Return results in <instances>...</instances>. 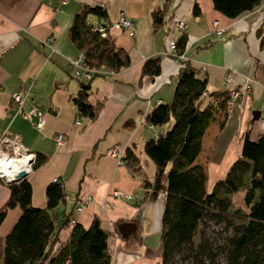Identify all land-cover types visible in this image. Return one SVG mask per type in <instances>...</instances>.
<instances>
[{
    "label": "crops",
    "instance_id": "1",
    "mask_svg": "<svg viewBox=\"0 0 264 264\" xmlns=\"http://www.w3.org/2000/svg\"><path fill=\"white\" fill-rule=\"evenodd\" d=\"M194 2L197 15L191 14ZM161 4V0H66L64 4L58 0H0V132L16 134L21 145L34 154V162H39L24 176L30 185V205L43 209L44 188L56 182L65 201L53 209L52 218L56 221L62 209L73 206L70 220L85 229L95 217L99 228L109 234L105 245L109 264L160 262L162 202L150 201L139 178L130 175L109 152L121 156L129 149L144 178L151 181L153 165L144 155L143 145L153 140L154 133L167 129L171 119L157 128L146 124L144 118L156 105L172 101L178 61L166 55L164 48L167 28L174 20L183 24L181 32L171 33L175 41L184 39L181 61L205 82L206 97L200 98L199 109L210 101V92L248 85L226 116L220 111L212 113L200 136L192 165L202 169L206 193L239 157L244 133L253 141L264 132V0L233 19L214 11L210 0H170L165 10L168 18L154 28L151 15ZM92 7L103 10L107 25L119 13L129 20L131 34L107 30L113 45L126 52L128 65L116 71L100 68L98 75L86 81L87 101L98 104V111L94 119H83L76 127L71 98L78 82L70 75L68 61L79 50L67 31L76 15ZM95 20L94 16L86 18L87 23ZM213 21L221 29L218 35L213 34ZM153 57L159 59L158 74L140 76L144 60ZM225 75L230 77L226 86ZM16 91L25 92L22 112L35 107L42 113L39 130L32 125L35 116L24 119L15 114L10 94ZM56 135L62 137L59 147ZM7 198L6 186L0 184V212ZM81 198L85 199L75 211V202ZM17 216V208L6 209L0 221V264L3 237ZM121 223L133 226L124 238L116 231ZM71 227L66 224L58 229L53 248L67 241Z\"/></svg>",
    "mask_w": 264,
    "mask_h": 264
},
{
    "label": "trees",
    "instance_id": "2",
    "mask_svg": "<svg viewBox=\"0 0 264 264\" xmlns=\"http://www.w3.org/2000/svg\"><path fill=\"white\" fill-rule=\"evenodd\" d=\"M160 8L151 15V24L160 27L162 16L170 0H161ZM214 11L228 19L256 8L261 0H210ZM192 15L198 14L196 3ZM104 18L101 8H84L76 15L68 28V39L82 52L85 63L99 70L116 71L128 65L125 51L116 48L111 39L99 38L90 31L86 18ZM259 36V30L256 31ZM259 44H262L260 38ZM183 37L175 41L180 53ZM159 71L157 57L144 60L140 76H156ZM98 74H93L95 76ZM176 82L172 101L156 105L144 118L151 127L165 130L143 145V153L153 165L151 181H147L137 159L129 149H124L119 160L128 173L140 180V187L150 201L159 192L164 193L160 216L159 239L161 244L159 264H169L172 254L180 247L186 250L187 264H218L217 255L222 254L221 264H264V132L250 141L247 132L240 144L239 157L228 167L223 178L205 192V175L199 166L192 165L199 152V139L211 119L212 113L220 111L224 116L228 91L210 92V101L199 109L204 79L195 77V72L183 61H178ZM86 81L78 82L76 94L71 98L76 112L92 120L98 104L91 105ZM39 162H34L31 169ZM0 184H3L0 181ZM8 198L6 209L17 208L18 216L3 237L1 264H109L106 240L109 234L99 228L93 217L87 228L72 224L67 241L58 244V229L68 224L73 206L61 210L56 221L52 211L64 205L65 194L56 182L44 188V208L30 205V185L27 180L5 183ZM241 191V204L245 212L232 206L229 196ZM205 221L223 225L224 238L220 246L211 247L202 237ZM196 238V242H194Z\"/></svg>",
    "mask_w": 264,
    "mask_h": 264
},
{
    "label": "built area",
    "instance_id": "3",
    "mask_svg": "<svg viewBox=\"0 0 264 264\" xmlns=\"http://www.w3.org/2000/svg\"><path fill=\"white\" fill-rule=\"evenodd\" d=\"M66 0H58L59 4H64ZM169 14L164 12L162 16V21L168 18ZM262 19H264V11L261 15ZM90 25V31L96 32L99 38L107 37L108 28L123 30L128 34L132 33V27L128 19H126L122 13H119L116 20L107 25L104 22V18H96L94 23H88ZM211 27L214 35H218L221 32V29L217 27V23L215 21L211 22ZM183 29V24L179 20H174L173 23L167 28V32L169 34V38L166 41L164 53L166 55H171L176 61L181 60V55L176 51L175 47V39H173L171 33L173 31L181 32ZM48 42V41H47ZM68 66L70 70L71 77L77 82H83L89 80L93 74H98L99 71L93 67L88 66L84 61V56L82 52H78L76 57L68 61ZM230 82L229 75H225L223 78V83L226 86ZM248 89V85L245 84L240 89H226L228 91V99L225 105V114L229 112L231 107L237 102L239 97L243 95ZM201 97H206V94L203 92ZM25 92L16 91L10 94V103L12 104L13 110L15 114L20 115L24 119H29L30 116H35V122L32 124L33 127L39 130L43 125V117L42 113L35 107H32L28 112H22L21 105L24 102ZM83 117H81L77 112L73 121V125L76 127H80L83 123ZM157 133H154L153 139L156 137ZM55 145L56 147L61 146L62 137L61 135L55 136ZM110 156H116L118 158V163L121 164L119 158L113 150L109 152ZM34 154L29 152L26 148H24L20 141L19 137L16 134H10L6 131L0 132V181L4 183L5 181L14 180L16 175L19 172H23L25 175L30 172L31 165L34 163ZM21 162L20 168L11 169L8 167V163ZM52 181H55L52 179ZM164 198V193L159 192L156 194L155 199L157 201L162 202ZM85 198H81V200H77L75 202V211H78L81 206V201ZM69 225L73 224V220L68 221ZM107 253V252H106Z\"/></svg>",
    "mask_w": 264,
    "mask_h": 264
},
{
    "label": "rangeland",
    "instance_id": "4",
    "mask_svg": "<svg viewBox=\"0 0 264 264\" xmlns=\"http://www.w3.org/2000/svg\"><path fill=\"white\" fill-rule=\"evenodd\" d=\"M241 191L229 196L232 206L237 207L241 213L245 212V208L241 204ZM222 224H215L212 221H205L202 226V237L210 243L211 247L220 246L223 243L224 232ZM196 242V238H194ZM186 250L184 247H180L175 253L172 254V258L169 264H187ZM216 261L218 264L223 262L222 254L217 255Z\"/></svg>",
    "mask_w": 264,
    "mask_h": 264
},
{
    "label": "water",
    "instance_id": "5",
    "mask_svg": "<svg viewBox=\"0 0 264 264\" xmlns=\"http://www.w3.org/2000/svg\"><path fill=\"white\" fill-rule=\"evenodd\" d=\"M256 116H257V112L252 113L251 114V120L252 121L255 120L256 119ZM24 176H25V174L23 172H19L16 175V177H15L14 180L5 181L3 184L9 183V182H13V181H16V180H19L21 178H24ZM132 229H133V226L131 224H128V223H121V224H119V225L116 226V231H117V233L119 234V236L121 238L126 237L128 235V233L130 231H132Z\"/></svg>",
    "mask_w": 264,
    "mask_h": 264
},
{
    "label": "bare ground",
    "instance_id": "6",
    "mask_svg": "<svg viewBox=\"0 0 264 264\" xmlns=\"http://www.w3.org/2000/svg\"><path fill=\"white\" fill-rule=\"evenodd\" d=\"M8 167L11 168V169L20 168L21 167V162L11 161V162L8 163Z\"/></svg>",
    "mask_w": 264,
    "mask_h": 264
}]
</instances>
